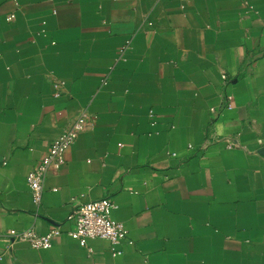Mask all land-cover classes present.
I'll list each match as a JSON object with an SVG mask.
<instances>
[{
	"label": "crops",
	"instance_id": "1",
	"mask_svg": "<svg viewBox=\"0 0 264 264\" xmlns=\"http://www.w3.org/2000/svg\"><path fill=\"white\" fill-rule=\"evenodd\" d=\"M100 197L126 237L80 245L72 200ZM0 264H264V0H0Z\"/></svg>",
	"mask_w": 264,
	"mask_h": 264
},
{
	"label": "built area",
	"instance_id": "2",
	"mask_svg": "<svg viewBox=\"0 0 264 264\" xmlns=\"http://www.w3.org/2000/svg\"><path fill=\"white\" fill-rule=\"evenodd\" d=\"M126 45L120 49L122 55ZM224 77V75H222ZM230 95L226 96L229 105ZM88 121L80 113L74 121L57 136L50 144L46 155L40 159L37 166L28 172L26 180L31 191L33 203L38 205L41 200L44 177L50 167L58 168L64 162V153L74 142L78 134L85 129ZM232 143H228L231 146ZM73 204L66 215V221L71 227L66 231L68 236L78 241L80 245H86L88 239L98 238L107 240L112 245H118L126 237L124 224L112 217L115 204L110 197H100L81 202L72 200ZM61 229L55 225L45 234H37L33 230L9 229L7 235L12 240L27 242L34 248H48L51 246L53 237L59 235ZM120 251H114V255Z\"/></svg>",
	"mask_w": 264,
	"mask_h": 264
}]
</instances>
